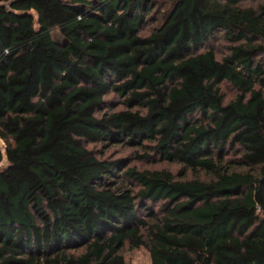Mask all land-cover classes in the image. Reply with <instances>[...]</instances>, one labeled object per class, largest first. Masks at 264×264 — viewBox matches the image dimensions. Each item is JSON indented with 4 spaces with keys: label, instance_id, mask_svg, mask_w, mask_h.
<instances>
[{
    "label": "trees",
    "instance_id": "obj_1",
    "mask_svg": "<svg viewBox=\"0 0 264 264\" xmlns=\"http://www.w3.org/2000/svg\"><path fill=\"white\" fill-rule=\"evenodd\" d=\"M253 1L0 0V264H128L126 246L152 264H264V0ZM218 36L231 42L221 57L204 48Z\"/></svg>",
    "mask_w": 264,
    "mask_h": 264
},
{
    "label": "rangeland",
    "instance_id": "obj_2",
    "mask_svg": "<svg viewBox=\"0 0 264 264\" xmlns=\"http://www.w3.org/2000/svg\"><path fill=\"white\" fill-rule=\"evenodd\" d=\"M247 4L257 5V2L253 0H247ZM150 26L151 25H149V27ZM146 29H148V26L146 27ZM230 45V41H228L223 36H218L213 39L209 45H205L204 48L212 47L213 49H215L218 57H221L229 52ZM221 90L224 93L227 101L235 97L237 93V89L231 83L226 81L221 84ZM108 97H113L116 102H118L119 100L118 96L113 93H111ZM121 106L122 105H119L118 107ZM89 147L93 148L98 155H104L113 158L122 156L127 157L132 165H136L140 169L166 168L172 171L174 175L179 179H183L186 170L188 171V174L190 176L194 175V173L188 170L187 167L183 164L177 161L162 160L156 153L148 152L147 154H150L151 156H138L139 154H144L146 152L140 147H133L120 143L112 145L93 143L89 144ZM0 148L3 152V159L0 162V169H2L8 165V160L6 156L5 141L1 137ZM123 253L128 264H152L150 251L145 246H141L139 248H131L129 246H126L123 249Z\"/></svg>",
    "mask_w": 264,
    "mask_h": 264
}]
</instances>
